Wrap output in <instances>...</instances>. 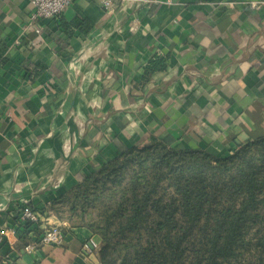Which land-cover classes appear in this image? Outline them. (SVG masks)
<instances>
[{
	"label": "crops",
	"instance_id": "1",
	"mask_svg": "<svg viewBox=\"0 0 264 264\" xmlns=\"http://www.w3.org/2000/svg\"><path fill=\"white\" fill-rule=\"evenodd\" d=\"M32 1L0 0V233L29 203L65 238L11 234L0 264H103V238L54 201L154 138L225 157L264 137V0H73L38 25Z\"/></svg>",
	"mask_w": 264,
	"mask_h": 264
},
{
	"label": "trees",
	"instance_id": "2",
	"mask_svg": "<svg viewBox=\"0 0 264 264\" xmlns=\"http://www.w3.org/2000/svg\"><path fill=\"white\" fill-rule=\"evenodd\" d=\"M165 66L153 60L149 72ZM54 206L103 238V264H264V137L225 157L154 138L99 165ZM17 232L29 241L39 227L20 222Z\"/></svg>",
	"mask_w": 264,
	"mask_h": 264
},
{
	"label": "built area",
	"instance_id": "3",
	"mask_svg": "<svg viewBox=\"0 0 264 264\" xmlns=\"http://www.w3.org/2000/svg\"><path fill=\"white\" fill-rule=\"evenodd\" d=\"M105 10L111 11L115 8L116 4L120 1L126 0H95ZM174 0H167L173 2ZM73 0H33V11L31 14V24H40L43 19H55L62 15L68 6L71 5ZM37 24V25H38ZM20 221L30 223L32 225H39L42 221L41 210L35 208L29 203H24L22 206ZM11 234H17V229H6L0 233V243H3L5 238ZM31 240L27 243L26 251H32L39 245H58L64 241L65 233L61 225L53 224L47 225L43 229L40 228L39 232H32Z\"/></svg>",
	"mask_w": 264,
	"mask_h": 264
}]
</instances>
